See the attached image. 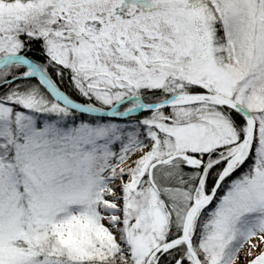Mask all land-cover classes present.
<instances>
[{
	"label": "snow or ice",
	"instance_id": "obj_1",
	"mask_svg": "<svg viewBox=\"0 0 264 264\" xmlns=\"http://www.w3.org/2000/svg\"><path fill=\"white\" fill-rule=\"evenodd\" d=\"M0 264H264V0H0Z\"/></svg>",
	"mask_w": 264,
	"mask_h": 264
}]
</instances>
